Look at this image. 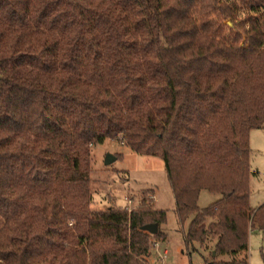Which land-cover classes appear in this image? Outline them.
I'll return each mask as SVG.
<instances>
[{"label":"trees","instance_id":"obj_1","mask_svg":"<svg viewBox=\"0 0 264 264\" xmlns=\"http://www.w3.org/2000/svg\"><path fill=\"white\" fill-rule=\"evenodd\" d=\"M263 14L264 0H0V264H149L165 211L91 209L90 149L118 139L164 161L179 222L193 217L187 251L249 264ZM202 191L220 199L202 210Z\"/></svg>","mask_w":264,"mask_h":264},{"label":"rangeland","instance_id":"obj_2","mask_svg":"<svg viewBox=\"0 0 264 264\" xmlns=\"http://www.w3.org/2000/svg\"><path fill=\"white\" fill-rule=\"evenodd\" d=\"M259 17L264 20V14ZM226 24L232 26L230 21ZM249 145L251 171L254 173L250 178V206L256 210L264 204V128L251 131ZM108 155L117 157L111 165L105 164ZM90 160L92 210L115 209L131 213L149 208L166 212V220L160 226L166 240L160 242L151 237L149 264H205L210 251L205 252L197 245L196 250L185 249L184 232L193 217L190 216L184 224L179 222L161 158L139 155L118 139L105 140L91 147ZM219 199L217 194L202 191L198 206L203 210ZM249 264H264V231L250 232Z\"/></svg>","mask_w":264,"mask_h":264},{"label":"water","instance_id":"obj_3","mask_svg":"<svg viewBox=\"0 0 264 264\" xmlns=\"http://www.w3.org/2000/svg\"><path fill=\"white\" fill-rule=\"evenodd\" d=\"M117 160V157L108 155L105 160L106 165H111L113 162ZM142 231L147 232L151 235H156L158 233V225L157 224H150L142 227ZM215 255V253H214Z\"/></svg>","mask_w":264,"mask_h":264},{"label":"built area","instance_id":"obj_4","mask_svg":"<svg viewBox=\"0 0 264 264\" xmlns=\"http://www.w3.org/2000/svg\"><path fill=\"white\" fill-rule=\"evenodd\" d=\"M156 245L159 246L158 243H156ZM165 255H166V252H165Z\"/></svg>","mask_w":264,"mask_h":264}]
</instances>
